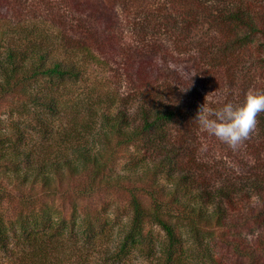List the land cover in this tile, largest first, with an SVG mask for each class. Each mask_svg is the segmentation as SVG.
Here are the masks:
<instances>
[{
  "label": "trees",
  "instance_id": "obj_1",
  "mask_svg": "<svg viewBox=\"0 0 264 264\" xmlns=\"http://www.w3.org/2000/svg\"><path fill=\"white\" fill-rule=\"evenodd\" d=\"M252 4L0 0V101L17 98L37 137L57 143L38 144L17 123L2 130L0 120V250L12 254L18 240V264H62L82 239L99 242L106 264L133 251L149 264H193V250L197 264H228L230 253L264 264V239L252 236L264 227V112L236 151L195 121L203 104L219 108L264 89V10ZM35 19L52 24L54 41ZM125 36L132 45L116 48ZM91 63L113 70L112 108L94 114L99 127L82 119L53 130L43 113L65 102L53 88L82 79ZM123 154L129 160L117 170ZM98 194L124 195L129 210L111 247L110 219L88 202ZM0 264L9 262L0 256Z\"/></svg>",
  "mask_w": 264,
  "mask_h": 264
},
{
  "label": "rangeland",
  "instance_id": "obj_2",
  "mask_svg": "<svg viewBox=\"0 0 264 264\" xmlns=\"http://www.w3.org/2000/svg\"><path fill=\"white\" fill-rule=\"evenodd\" d=\"M242 1L253 3L255 4L256 8L264 10V0ZM33 5L35 4L33 3ZM119 7L121 8V6L117 5V7L115 8L116 13H118V10L120 9ZM34 13L40 14L42 17L45 14L43 10L41 11L38 9L34 10ZM118 18L122 20L123 16L121 17L119 15ZM39 20L41 19H35V21L38 22L41 28V35H44V37H46L45 39L49 41V43H51V41H54L51 35L54 33L52 24L45 21L39 22ZM119 27H121V25ZM123 27L125 28V25H123ZM116 34H118V31H116ZM127 39L129 38L126 36L124 37V39H120V42L117 43L116 48H126V46H131L132 42H129ZM114 57L118 60L120 59L116 56ZM171 68L177 71L184 78H189V76L191 75V73L186 70V66L184 64H181V66H173L172 64ZM115 78L116 77L114 76L113 70L110 67H103L101 64L91 63L88 66V69L83 74L82 79H67L59 84L58 89L56 87L53 88L54 90H56V95L59 97L60 101L65 102L64 106L55 114H46L44 112V118L47 119H45V121H48V123L51 124V127L55 131H59L62 127H71L69 123L71 120L81 121L82 119H85L88 121L85 123L86 127L91 121L93 123V127H99L100 122L94 116V114L98 113L99 115L102 111L112 108L113 95L111 94V92L113 93V90L115 91L112 84V82L116 81ZM122 79L124 80L123 77ZM38 85L42 86V84ZM16 102L18 103L20 101H18L17 98L13 96H5L0 101V120L3 126L2 130H11V125L13 123H17L20 125L19 127H24L26 129V133H32L38 144H44V146L45 144L52 145L53 147L56 146L57 143L52 140V136L50 137L49 135L43 134V138L37 137L38 133L36 127L38 126H36L30 120V118H27L25 115L19 112ZM80 125H78L77 127H81ZM89 127H91V125ZM84 135H86V132H84ZM135 150V146H130L128 147L127 151L133 152ZM129 157L130 155L123 154V156H121L118 160L115 169L118 170L120 167L125 166V164L129 160ZM50 202H55L56 205H60L61 203L58 198H54L50 200ZM83 202L81 201V205H85L86 201L83 200ZM88 202H90L89 204L91 208L94 207L99 209V211L101 212V216L110 219V224L112 225V227L109 228L112 229L113 235L108 239L109 241L106 245H108V247H111L114 239L116 238L115 233L117 231H120V228H122L128 220L129 210L124 195L98 194L92 196ZM67 213L68 209H65L64 214L66 217ZM147 228L152 230V232L154 233V237H156L158 241H161L162 232L156 225L148 224ZM252 236L258 237L259 239H264V227L263 230L259 229L255 231L254 235ZM11 241L12 243L10 245L13 244V249L11 250L13 251V253H6L7 251L0 250V256L4 257L6 261L9 262V264H18V258L21 257L20 250H23L21 248L22 242L18 240ZM68 243L71 244V241H68ZM83 243L84 242L82 241V239H77L75 247H72V249L68 248L65 255H61L62 264H70L77 261H82L87 264L107 263L103 260V254H101L102 248L98 241L93 245H86ZM189 243L191 242L189 241ZM189 243L188 245H190V247H194V244L191 245ZM10 245L9 247H11ZM215 247L216 246L213 247V245L211 244L209 245V249L212 253H215ZM197 253L199 252L197 251ZM196 256L197 255L193 250L191 253L193 264H197L201 261V259L198 257L196 258ZM228 256L230 257V261L232 262L231 263L228 260V264H247V259L244 256L240 258L239 255L237 256V254L233 253L228 254ZM118 264H149V261L146 259V257L142 256L138 252L133 251L127 258L122 259V261H120Z\"/></svg>",
  "mask_w": 264,
  "mask_h": 264
},
{
  "label": "clouds",
  "instance_id": "obj_3",
  "mask_svg": "<svg viewBox=\"0 0 264 264\" xmlns=\"http://www.w3.org/2000/svg\"><path fill=\"white\" fill-rule=\"evenodd\" d=\"M262 112L264 89H251L242 102L227 101L219 108L203 104L195 121L202 130L236 151L249 139Z\"/></svg>",
  "mask_w": 264,
  "mask_h": 264
}]
</instances>
